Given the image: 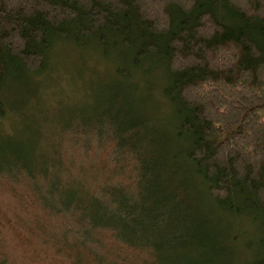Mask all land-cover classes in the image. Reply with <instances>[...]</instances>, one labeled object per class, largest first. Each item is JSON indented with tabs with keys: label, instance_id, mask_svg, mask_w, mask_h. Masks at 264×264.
Instances as JSON below:
<instances>
[{
	"label": "trees",
	"instance_id": "trees-1",
	"mask_svg": "<svg viewBox=\"0 0 264 264\" xmlns=\"http://www.w3.org/2000/svg\"><path fill=\"white\" fill-rule=\"evenodd\" d=\"M61 43L109 70L98 116L134 170L85 218L168 264H264V0H0V116Z\"/></svg>",
	"mask_w": 264,
	"mask_h": 264
},
{
	"label": "rangeland",
	"instance_id": "rangeland-1",
	"mask_svg": "<svg viewBox=\"0 0 264 264\" xmlns=\"http://www.w3.org/2000/svg\"><path fill=\"white\" fill-rule=\"evenodd\" d=\"M97 58L61 43L44 74L9 83L0 116V151L11 159L0 156V264H168L165 247L124 243L85 218L122 165L125 183L134 174L129 160L113 159L114 139L98 116L106 99L97 96L115 83Z\"/></svg>",
	"mask_w": 264,
	"mask_h": 264
}]
</instances>
